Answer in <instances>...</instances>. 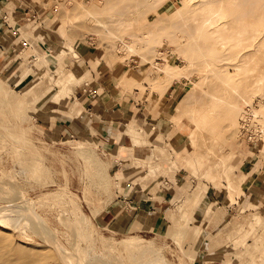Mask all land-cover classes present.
Segmentation results:
<instances>
[{
	"label": "rangeland",
	"instance_id": "rangeland-1",
	"mask_svg": "<svg viewBox=\"0 0 264 264\" xmlns=\"http://www.w3.org/2000/svg\"><path fill=\"white\" fill-rule=\"evenodd\" d=\"M37 1L43 10L31 3L40 14L23 20L21 25L40 22L45 15L50 21L57 17L61 29L76 42L73 52L64 58L68 66L78 64L75 59L80 54L87 57V48H93L97 56L120 62L123 74L117 78L125 83L118 84L117 78L113 79L118 95L129 94L142 103L145 114L140 121L149 126L143 130L140 122L131 117L127 132L143 130L141 143H149L151 148L148 134L161 131L158 141L176 165L172 162L159 167L156 163V176L152 166L153 175L149 177L154 178L150 183L155 190L152 186L137 189L133 171L121 170L122 165L114 162L113 157L120 154H109L101 142L88 136H56L48 126L55 120L66 121L61 111L49 102L45 107L34 103L40 91L32 96L31 90L7 80L35 45L47 51L50 43L19 36L18 40H25V44L8 58L4 69L0 68V206L17 209L13 206L26 202L29 213L47 229L52 228L57 240L75 258L61 259L58 246L50 243L44 233L34 231L26 210L22 214L6 209L0 218L6 227L0 235L6 233L11 240L0 237V246L11 248L14 243L32 250L24 257L8 252L6 259L12 264H264V154L258 152L264 144V35L259 29L264 8L250 6L249 0H189L185 10L168 16L163 12H172L181 0H164L156 9V0ZM219 5L223 9L215 15ZM214 18L215 22L204 21ZM97 20L106 22L116 37L105 33ZM202 26L203 30L198 31ZM52 29L57 31L56 38L63 39L59 28ZM217 32L221 35L214 34ZM210 33L214 34L212 38L219 37L216 44L211 37L206 39ZM127 38L133 43L132 50L122 42ZM167 62L176 69L170 75L164 70ZM28 71L21 72V76ZM51 73L54 77L55 72ZM223 79L230 84L229 94L221 90ZM73 81L66 83L74 84ZM43 83V87L54 83L60 91L67 88L63 82ZM170 84L176 90L166 98ZM194 84L193 94L187 97ZM232 85H237L240 92H232ZM217 93L240 104L241 115L239 112L226 118V107L214 102ZM75 100L71 96L68 105ZM248 105L253 110H247ZM210 108L213 111H208ZM197 125L204 126L202 145L187 137ZM174 143H178V150H174ZM180 167L188 176L176 175ZM140 169V174L147 172L146 167ZM206 171L207 176L203 174ZM116 172L121 173L117 181ZM169 182L175 187V199L171 201ZM219 188L227 190L225 195L218 192ZM156 193L164 194L166 199L159 217L155 221L148 217L152 226L141 217L140 223L120 231L106 226L99 215L121 197L143 208L155 200L150 197ZM213 205L218 207L219 218L207 227L208 208ZM77 206L84 213V227L72 224ZM165 211V220L157 226ZM244 217L252 221V227L242 226L235 236L228 234L229 227ZM195 221H201L212 237L195 241L193 246ZM131 235L140 237L142 244L152 250V260L112 247L120 241H137ZM46 248L54 255L52 259L42 256Z\"/></svg>",
	"mask_w": 264,
	"mask_h": 264
},
{
	"label": "crops",
	"instance_id": "crops-1",
	"mask_svg": "<svg viewBox=\"0 0 264 264\" xmlns=\"http://www.w3.org/2000/svg\"><path fill=\"white\" fill-rule=\"evenodd\" d=\"M31 3L40 4L37 0H0V68L2 69L6 67L8 58L14 54L16 49L22 44H25L24 41L26 37L34 36L35 30L39 27L56 37L57 31L48 26L50 22L48 15L42 17L40 22L21 25L23 20H30L40 14L37 9L33 8ZM19 30L21 35H19ZM19 36H22L25 40H18ZM84 55L87 57L83 58L80 54L79 59H75V62H77L84 71L89 70L88 74H84V80H70L74 83L70 84L66 83V81L69 80L62 79L61 82L67 85V88H63L62 91H60L58 85L48 83L40 90L38 97L33 99V102L43 106H46V104L48 106L49 102L52 108H57L61 111L63 119L67 122L55 120L52 126H48L56 136L59 134L74 133L76 135L88 136L89 138L101 142L109 154L114 152L115 155H121L114 156V162H118L122 165L121 170L127 169L133 171L135 175L134 183L137 189H142L145 186L151 187L153 184L150 182L154 180V178H149L153 175L151 174L152 169L150 168V164L153 165L157 163L159 167H167V162L164 158L153 155L152 146L156 143L161 145L158 141L161 131L155 134H148L151 140V148L147 146L149 143L134 144L130 133L135 131L127 132V130H129L127 120H130L132 117L139 122L141 116L145 114V107L129 94L118 95L119 90L117 89V85L113 82V79L117 78V75L121 73L122 64L120 62L109 61V56H97L93 48H87L84 51ZM72 56L74 58L76 57L75 55ZM64 58L65 56H58L51 47H47L46 59L52 69L58 68L60 65H62V69H67L74 65H66ZM27 68L26 64H24L20 72L25 73V71L28 70ZM54 77H58L56 72ZM116 83L123 84L125 82L117 78ZM89 89H91L90 92ZM175 90L176 86L170 84L165 91V97H172ZM59 92H61L68 101L71 96L76 100L69 105L68 101L54 104L52 100ZM74 107L77 109H74ZM168 157L172 159L173 163L176 165V160L173 157ZM179 158L185 159L189 158V156H179ZM142 167H146L147 172L140 174L139 171ZM157 170L158 168L155 166L153 169L155 176ZM117 172L121 171L118 170ZM117 172L116 174L118 176L115 174L114 177L116 181L121 178V173ZM203 174H205V172ZM176 175L181 178L188 176L187 171L183 167L177 169ZM145 176H148V178L144 179L143 177ZM166 183L167 182H164V184ZM223 186L227 187L225 183H223ZM176 187H181V184H177ZM152 188L155 190V186H152ZM168 188H170V190H168V200L171 201L175 199L172 195L174 194L175 187L169 182ZM171 190L172 192H170ZM231 190L232 188H229L228 192L231 193ZM218 192L225 195L227 190L219 188ZM150 198L155 200L148 206L146 205L140 208L139 204L132 206L130 200L121 197V199L113 201L107 208L100 211L101 213H99V215L106 226H112L120 231L127 230L130 225L140 223L141 217H143L145 221L149 218L155 221L163 211L165 206L163 202L166 196L161 193H156L154 197L152 196ZM165 213L166 212L160 217L157 226L162 224L163 220H165ZM134 219L135 222H132ZM201 219H203V217H201ZM149 221H147V224H149ZM200 222L199 224H201ZM211 223H213V220L208 226ZM149 225L152 226L151 224ZM207 235L208 233L206 230L202 228L194 239L193 246L195 245V241L206 238Z\"/></svg>",
	"mask_w": 264,
	"mask_h": 264
},
{
	"label": "bare ground",
	"instance_id": "bare-ground-1",
	"mask_svg": "<svg viewBox=\"0 0 264 264\" xmlns=\"http://www.w3.org/2000/svg\"><path fill=\"white\" fill-rule=\"evenodd\" d=\"M163 1L164 0H156V5H153V9H156L157 4L159 5V3L163 2ZM249 3H250V6H253L256 9L264 8V0H249ZM33 4H34L35 8H37L39 10H43L41 8L42 4H38V3H33ZM188 4H189V0H181V5L176 7V9H173L172 12H163V13H164V15H168V16L176 15L178 12L185 10L188 7ZM222 9L223 8L220 7V5H219L217 7V9L215 10V12L217 11L215 13V15L220 14V12H218V10L222 11ZM97 21L99 22V25L102 26V29L105 33L107 32V33H109L110 36L116 37L114 32L111 31V28L108 26V24L106 22L100 21V20H97ZM204 21H206L205 23H207L209 21L215 22L216 19L215 18L209 19L208 21H207V19H205ZM48 26H50L51 28H55V29L59 28L61 30V34L63 35V39H58V38L54 37L52 34L48 33L46 30H44L42 28H38L35 30L34 36L28 37V40H30L31 38H33V40H34V37H36V39L37 38L41 39L44 42V44L50 43L47 46L51 47V49L54 51V53L58 56L59 55L60 56L61 55L66 56V54L68 52H73V50H74L73 45L76 42L73 41V39H72L73 37L69 33H67V31H64V29L63 30L61 29V26H60L59 22L57 21V17L53 16L51 21L48 23ZM197 29H198V31L203 30V26L198 27ZM217 29L218 28L214 29V31ZM259 29H260L262 35H264V20L262 22V26H260ZM214 34L215 35H221V33H219V32L214 33ZM214 34L210 33V36H207L206 39L208 40ZM50 39H52L53 41H50ZM212 39H213L214 44H216V42L218 40H220L219 37L212 38ZM33 40L31 39L32 42H33ZM32 42H31V44H32ZM122 42H124V43L126 42L124 44L126 46V48L132 50L133 43L131 40H129L127 38L126 40H122ZM211 48L212 47L210 46L208 48V50ZM46 53H47V51L41 50L35 45L33 47V49L30 51V53L27 55L26 59L23 62H20V65L16 69V72L13 75H11L10 78H8L7 80L12 82L15 85H21V88H23V89H26L29 91L31 90V92L33 93L32 96H34L43 88V84H44L43 82L45 80H47V81H49V80L54 81L55 80L56 82H61L62 79H65V80H74V79H79V78L81 79V78H84V74L89 73V70L84 71L78 64H74L71 68H67V69H62V65H60L58 68L52 69L49 66V63L46 59ZM24 64H26V66L28 67L27 69H29V71L25 75L21 76L20 69L22 68V66ZM155 68L158 69L159 67L155 66ZM164 70L167 72L168 75H170L174 71H176V69H174V64L172 62H167ZM51 72H56L58 74V77L57 78L53 77ZM120 74H123V73L121 72ZM17 75H20V76L18 78H15V76H17ZM222 84L223 85H222L221 90L223 92H226L227 94H229L230 84L228 83L227 79H223ZM194 88H195V84L188 89L189 94H187V97L191 96L190 94H193L192 92L194 91ZM231 90L234 93L240 92L237 85H232ZM244 99H245V101H248L247 98H244ZM65 101H68V99L61 92L56 94L52 100V102L54 104H60V103H63ZM214 102H216L219 105H224L226 107V118H228V119L237 116L239 112L241 115V111H242L241 105L236 103V101H234V100H229L228 98H226L225 94L217 93L216 95H214ZM74 109H77V108L74 107ZM247 110H253V109L250 105H248ZM208 111H213V109L210 108ZM257 113L254 110V114L257 115ZM243 117H245V113H243L242 118ZM139 122H140L143 130L149 129L148 123H146V121L142 120ZM163 124L164 123H161L160 126L162 127ZM203 127L204 126H202V125H197V128L195 130H191L187 135L189 140H191L192 142H194L196 144H200V145L204 144L205 142L202 141V138L205 137L204 136L205 134L203 133ZM142 131H139L136 133L135 132L130 133V135L134 141V144H139V143L144 141V137H141V135H144V133H142ZM261 136H263L262 133H261ZM211 137H212V135H211ZM218 144H219V142H218ZM221 145H219V147H221ZM152 147H153V154L155 156H160V157L164 158L168 164L173 162L172 159H170L169 157L167 158L168 154L165 152L166 151L165 147H163L157 143L154 144V146H152ZM219 147H218V149H220ZM173 148H174V150H178V143H174ZM258 152L260 154H264V144H262V146L258 149ZM152 166L155 167V164L150 165L151 169H152ZM205 175L206 176L209 175L208 171L205 172ZM248 180H249L248 182H250L251 177H248ZM230 182H231V180H230ZM199 188H200V186H199ZM152 190H154V188ZM191 193H192L191 191L188 192L186 197L188 198L191 195ZM13 207H15L17 209H14L12 207L0 206V211H1L0 212V218H1V216H3L6 213V209H10L12 211L15 210L17 212H22V214H24V211L26 210L27 211V218L33 224L34 231L39 232V233H44L46 238L48 239V241H50V243L56 244L58 246L61 259L66 258L67 260L71 261L70 259L75 258V257H73L74 256L73 253H71V251H68L67 249H65L63 244L57 240L55 232H52V230H51L52 228L47 229L48 226L45 223H44L45 226L42 225L40 223L41 221H39L38 219H35L36 217L29 213L30 211H29L28 207H30V205L26 204V202H25L22 205L21 204L15 205ZM178 207L182 208V204H179ZM208 209H209L208 210L209 219L207 222V226L213 219L219 218L218 207H215L213 205L211 208H208ZM7 213H8V211H7ZM186 217L189 218L188 215H186ZM147 221H149V219H147ZM195 222L196 223H194V225L192 226L193 239L196 238L197 234L202 229V226L199 224V221H195ZM72 224H76L77 226L84 227V213L82 212L81 208H79L78 206H77V210H75V212L73 213ZM242 226L247 227V228L252 227V221H249L246 219V217H244L240 221L232 224L229 227V230L227 231V233L235 236V234H237L239 232V230L241 229ZM5 227H6V222L0 219V234L4 232V230H1V229L5 228ZM49 230H51V231H49ZM215 230H216V228H215ZM51 232L54 234H52ZM6 235H8V234L5 233L4 235H0V237L2 239H5V240H11V238L6 236ZM131 236L134 237L137 241H135L133 239L126 240V241H120L117 244V246L114 244H111V245H113L112 247L113 248H119L120 247L124 251L132 252L138 257L146 256V257H149L150 260H152V258H153L152 257V250H150L149 247L142 244L140 237H138L136 235H131ZM211 237H212L211 232L208 231V235L206 236V239L208 238V240H211ZM10 247L11 248H4V245L0 246V264H12L11 263L12 261L10 259H6V255L8 254V252L17 254L18 257L19 256L24 257L23 255L29 256L27 254L32 252V250L30 248L24 247L21 245L15 246L14 243H12L10 245ZM42 256L46 257V259L47 258L52 259L54 255L51 254L50 250L46 248V253H43ZM22 260H27V259H22ZM20 264H29V263L22 262Z\"/></svg>",
	"mask_w": 264,
	"mask_h": 264
},
{
	"label": "built area",
	"instance_id": "built-area-1",
	"mask_svg": "<svg viewBox=\"0 0 264 264\" xmlns=\"http://www.w3.org/2000/svg\"><path fill=\"white\" fill-rule=\"evenodd\" d=\"M91 91V89H89V92Z\"/></svg>",
	"mask_w": 264,
	"mask_h": 264
}]
</instances>
